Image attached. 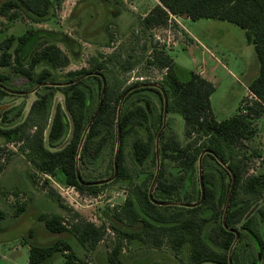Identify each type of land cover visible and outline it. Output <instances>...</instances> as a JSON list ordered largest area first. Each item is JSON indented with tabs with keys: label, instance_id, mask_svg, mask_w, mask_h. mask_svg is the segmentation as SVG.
Segmentation results:
<instances>
[{
	"label": "trees",
	"instance_id": "trees-1",
	"mask_svg": "<svg viewBox=\"0 0 264 264\" xmlns=\"http://www.w3.org/2000/svg\"><path fill=\"white\" fill-rule=\"evenodd\" d=\"M156 1L141 19L145 30L166 27L170 16L192 21L217 19L244 30L259 65L247 87L251 101L242 109L238 108L229 119L217 121L210 108V96L215 91L212 83L191 71L186 72L187 78L182 80L177 63L159 49H154L147 61L152 68L164 72L162 80L156 84L159 88H154L148 83L123 85L116 73H127L135 64L123 60L119 53L108 56L98 53L89 59V67L57 77L56 71L68 66L69 57L57 46V39L48 38L55 33L27 29L21 35H10L1 41L0 101L9 94L10 79L1 69L11 68L30 88L40 86L36 92L38 97L25 117L0 128L1 136L18 146L33 174L47 178L59 176L64 186L73 188L79 195L96 196L102 189L117 183L127 186L122 204L104 209L103 222L99 225L74 210H69L70 217L66 221L59 214H40L37 220L43 223L46 232L61 237L45 246L26 243L30 264H51L57 255L63 258L62 264H96L81 258L71 240L86 252H93L107 236V231L117 235L118 241L105 257V264H122L124 240L141 241L153 248L167 244L175 253L186 248L187 264H228L229 255L231 264H241L237 247L245 235L255 241V245L264 246V236H259L255 226L264 233V203L245 218L257 205L259 197L264 200V174L245 177L247 170L243 161L246 157L236 152L254 137L251 122L264 114V0ZM52 6L51 0H5L0 3V16L13 21L22 12L31 22L41 23L53 16ZM112 38L109 34L103 46L109 47ZM28 43L32 44V49L24 53ZM40 66L42 69L37 71ZM101 77L105 82L102 105L81 142L99 104ZM70 82L73 83L66 86L42 85ZM56 92L62 94V102H53ZM150 93L160 100L159 113ZM164 97L167 113L178 114L183 120L184 141L165 136L167 121L158 138L157 159L155 143L163 123ZM122 98L118 123L117 111ZM9 112L2 114L3 122H7ZM118 126L117 175L111 182L101 184L113 176ZM136 133L141 135L131 142L127 160L125 142ZM203 152L204 197L197 204L201 198L198 159ZM157 160L159 169L150 199L148 192L156 174ZM214 166L218 171H210ZM231 174L234 185L223 226ZM43 188L59 201L54 189L48 186V179H44ZM172 203L197 205L183 207ZM25 209L26 204H17L14 216ZM4 218L5 213L0 210V220ZM210 222L211 230L205 232ZM31 233L33 230L30 237ZM64 235L67 238H63ZM252 263L258 264L257 257Z\"/></svg>",
	"mask_w": 264,
	"mask_h": 264
},
{
	"label": "rangeland",
	"instance_id": "rangeland-1",
	"mask_svg": "<svg viewBox=\"0 0 264 264\" xmlns=\"http://www.w3.org/2000/svg\"><path fill=\"white\" fill-rule=\"evenodd\" d=\"M3 1L5 0H0V3ZM51 2L53 11L50 12L53 16L41 23L31 22L22 12L13 21L0 16V42L10 35H21L27 29L46 31L50 35L55 33L56 35L48 38L57 39V46L69 57L68 66L56 71L57 77L89 67V59L98 53L104 56L119 53L123 60L135 64L133 70L121 75L115 69L125 86L134 83L159 84L164 72L147 64L154 49H159L168 53L177 63V71L182 80H186V72L191 71L212 83L215 91L210 96V108L217 121L229 119L236 114L238 108L242 109L244 104L251 101L247 87L255 78L259 65L244 30L235 24L217 19L192 21L177 18L176 21L187 30V35L170 18L166 27L145 30L141 19L155 5L156 0ZM109 34L113 36L112 42L109 47H105L103 45L109 40ZM31 49L32 44L28 43L24 53ZM41 69L40 66L37 71ZM1 72L10 76L9 94L0 101V128H3L25 117L38 95L37 91L30 93L34 88H30L26 80L12 73L11 68L1 69ZM149 95L159 113V98L152 93ZM62 100V94L56 92L53 102ZM7 110L10 111L8 120L3 122L1 117ZM167 121L169 125L165 129V136H174L183 142L184 124L180 115L169 112L166 115ZM251 126L255 129L254 137L245 141L244 147L236 151L246 157L243 161L247 170L245 177L264 174V114L253 120ZM140 135L132 134L126 139L124 153L127 160L130 159L131 142ZM216 170L218 171L215 166L210 168L212 172ZM44 179H48V186L54 189L59 201L48 194L47 188H43ZM126 192L127 186L117 183L102 189L96 196L79 195L75 190L64 186L59 176L47 178L33 174L31 165L18 150V146L7 142L0 134V210L5 213L7 220L3 219L0 224L11 222L15 227L0 231L1 264H11L5 262L11 260L15 264H30L26 243L45 246L61 237L46 232L43 223L37 220L40 214H59L66 221L70 217L69 210H74L87 221L99 225L103 222L102 211L121 205ZM20 203L26 204V209L15 217V208ZM261 203H264L263 197L258 198L257 207ZM255 226L256 232L263 237V231ZM236 228L240 229L239 225ZM31 230L33 233L30 237ZM210 230L211 222L206 225L205 232ZM62 237L67 238L66 235ZM117 241V235L107 231V236L93 252H86L75 240H71V243L81 258L91 263L105 264V257ZM122 245V264H187L189 259L186 248L175 253L167 244H163L161 248H153L141 241L124 240ZM254 245L255 241H251L248 236L242 238L237 247L241 264H253V259L257 257ZM13 253L17 255L12 256ZM50 263L62 264L63 258L57 255ZM258 264H264V252L261 253Z\"/></svg>",
	"mask_w": 264,
	"mask_h": 264
},
{
	"label": "water",
	"instance_id": "water-1",
	"mask_svg": "<svg viewBox=\"0 0 264 264\" xmlns=\"http://www.w3.org/2000/svg\"><path fill=\"white\" fill-rule=\"evenodd\" d=\"M102 81H103V85H102V89H101V93H100V99H99V104H98V107L96 109V112L94 113L92 119L90 120V122L88 123L86 129H85V132L83 134V137L81 139V142L83 141V138L85 136V133L87 132V129L88 127L91 125V123L94 121V119L96 118V116L98 115L99 111H100V108H101V105H102V99H103V95H104V89H105V82L103 80V78L101 77ZM73 82H70V83H66V84H54V83H44L42 85H49V86H66V85H70L72 84ZM150 87H154V88H159L158 85L156 84H149ZM40 87V86H39ZM39 87H36L34 88L33 90L30 91V93H35ZM123 98L121 99L120 101V104H119V107H118V111H117V122L119 123V115H120V105H121V102H122ZM166 115H167V102H166V99L164 97V106H163V115H162V120H163V123H162V127L156 137V155H157V159H158V151H157V142H158V138L160 136V132L165 128V124H166ZM118 133H117V145H116V149H115V154H114V160H113V176L104 181V182H101V184L103 183H108V182H111L113 179H115L116 175H117V164H116V159H117V150H118V144H119V140H120V135H119V126H118ZM207 153H210V154H213L211 153L210 151H207ZM205 154V152H203L199 159H198V174H199V183H200V191H201V198H200V201L197 203V204H200L203 200V197H204V187H203V183H202V176H201V162H202V157L203 155ZM218 160V159H217ZM218 162L223 165V163L221 161L218 160ZM225 166V165H224ZM158 160H157V170H156V174H155V177L152 181V185L149 189V192H148V196L150 199H152L151 197V192H152V188L154 186V183H155V180H156V177H157V174H158ZM231 177H232V183H231V187H230V190H229V193H228V197H227V202H226V205H225V208H224V212H223V217H222V222H223V226L225 225V216H226V213H227V210H228V205H229V201H230V196H231V192H232V189H233V185H234V177L233 175L231 174ZM86 185H89V184H86ZM197 204H192V205H184V204H177V203H172V205H177V206H183V207H194L196 206ZM257 208V205L254 209H251L247 215L245 216V218L247 219L253 212L254 210ZM236 235V239H235V242L237 241V238H238V235L237 233H235ZM235 242L233 243L232 247L234 246ZM232 247L230 249V251L232 250ZM228 264H231V260H230V255L228 256Z\"/></svg>",
	"mask_w": 264,
	"mask_h": 264
},
{
	"label": "crops",
	"instance_id": "crops-1",
	"mask_svg": "<svg viewBox=\"0 0 264 264\" xmlns=\"http://www.w3.org/2000/svg\"><path fill=\"white\" fill-rule=\"evenodd\" d=\"M184 31L187 33V35H188V32H187V30L184 28ZM201 76H202V74L201 73H199ZM203 77V76H202ZM205 79V78H204ZM4 220H6V218H4ZM1 222L3 221V220H0ZM6 222H7V220H6ZM6 222H5V224H0V231H5V230H9V229H12L13 227H14V223H9V224H6ZM15 228V227H14ZM28 251H29V248H28ZM12 256H15V255H17L16 253H13V254H11ZM5 262H8V263H11V264H15V262H14V260H11V261H5ZM0 264H1V261H0ZM3 264H7V263H3Z\"/></svg>",
	"mask_w": 264,
	"mask_h": 264
},
{
	"label": "flooded vegetation",
	"instance_id": "flooded-vegetation-1",
	"mask_svg": "<svg viewBox=\"0 0 264 264\" xmlns=\"http://www.w3.org/2000/svg\"><path fill=\"white\" fill-rule=\"evenodd\" d=\"M256 247V254H257V260L258 263L260 262V256L261 253L264 252V246H258V245H254Z\"/></svg>",
	"mask_w": 264,
	"mask_h": 264
},
{
	"label": "built area",
	"instance_id": "built-area-1",
	"mask_svg": "<svg viewBox=\"0 0 264 264\" xmlns=\"http://www.w3.org/2000/svg\"><path fill=\"white\" fill-rule=\"evenodd\" d=\"M170 18H172L173 20H177V17H175V16H170ZM176 23L178 24V26L179 27H181L182 29H184V27H182V25L180 24V23H178V21H176ZM71 190L73 189V188H71V187H69ZM74 190V189H73Z\"/></svg>",
	"mask_w": 264,
	"mask_h": 264
}]
</instances>
